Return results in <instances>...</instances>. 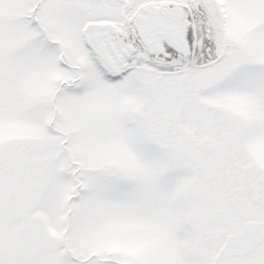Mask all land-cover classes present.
<instances>
[{
	"label": "snow or ice",
	"instance_id": "6c2138e0",
	"mask_svg": "<svg viewBox=\"0 0 264 264\" xmlns=\"http://www.w3.org/2000/svg\"><path fill=\"white\" fill-rule=\"evenodd\" d=\"M0 264H264V0H0Z\"/></svg>",
	"mask_w": 264,
	"mask_h": 264
}]
</instances>
